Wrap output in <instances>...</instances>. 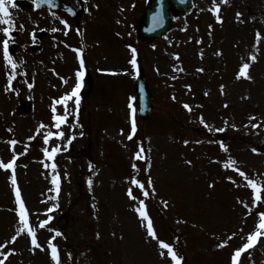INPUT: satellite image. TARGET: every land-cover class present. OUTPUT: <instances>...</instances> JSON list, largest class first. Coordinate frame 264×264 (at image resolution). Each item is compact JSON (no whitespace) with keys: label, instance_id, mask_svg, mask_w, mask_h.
Segmentation results:
<instances>
[{"label":"rangeland","instance_id":"obj_1","mask_svg":"<svg viewBox=\"0 0 264 264\" xmlns=\"http://www.w3.org/2000/svg\"><path fill=\"white\" fill-rule=\"evenodd\" d=\"M61 1L77 10L75 20L60 15L82 34L72 36L77 46L67 44L85 47L93 88L88 96L80 88L78 112L73 98L67 123L56 128L52 106L79 82L73 49L57 34L26 74L0 71V163L14 160L13 169L0 167V253L14 249L5 264H55L50 239L60 264H173L160 241L184 264H232L264 212V192L253 203V190L235 171L264 183V0H216L220 20L214 0H194L189 12L174 14L169 34L152 42L137 33L146 0ZM60 19L53 18L56 31ZM244 63L248 76L238 78ZM140 68L155 99L146 121L133 100ZM55 106L63 115L64 105ZM48 132L64 135L45 142ZM54 147L60 151L47 156L44 149ZM17 188L40 247L20 220ZM141 200L147 218L137 211ZM149 219L156 238L147 232ZM263 250L264 235L240 260L263 264Z\"/></svg>","mask_w":264,"mask_h":264},{"label":"snow or ice","instance_id":"obj_2","mask_svg":"<svg viewBox=\"0 0 264 264\" xmlns=\"http://www.w3.org/2000/svg\"><path fill=\"white\" fill-rule=\"evenodd\" d=\"M226 2V0H225ZM32 3L39 8L41 3H48V4H52L53 0H32ZM9 5H11V7L15 8L16 7V3L15 0H0V23L5 24V25H10L11 27H4L2 29L3 33H5L6 37L5 39L2 40V46H3V54H4V58L7 60V62L11 65L12 69H15L17 67V65L13 62V57L12 55L9 54V43H10V39H11V31L12 28L15 26L14 22L10 19L11 17V12L9 10ZM219 3H216V0H214V9L213 11L217 13V20H220V16H219ZM54 14V13H53ZM242 14L241 13H237V17L239 18ZM154 21H158V18L156 16L153 17ZM63 23H67L66 21H64ZM53 31H56V29H52ZM257 35L259 36V33H257ZM131 52H132V59L130 61L131 65L136 67L137 66V60H136V49L134 47H131L129 45ZM77 52H80V49L76 50ZM251 59L254 61L257 59V57L255 55H253L251 57ZM250 67V65L248 63H244L242 65V67L240 68L239 72H238V78L239 76H248L247 70ZM84 61L83 58H81L80 60V70L77 71L76 76L79 78V82H77L75 84V86L72 88V90L68 93H66L63 97H61L60 99L55 100L53 106H52V112H53V119L55 121V127L56 128H60V126L62 124L67 123V117L71 114L69 109L67 108V103L68 101L72 100L73 98H75V108L78 112L79 110V106H80V88L82 87V80H83V76H84ZM202 71V69H201ZM251 78V77H248ZM11 79V77L9 78ZM29 87H31V85H29ZM56 104H62L64 105V112L63 115H58L56 114ZM185 107L187 108L188 105H185ZM250 119H255L254 117L250 118ZM41 127H43V125H41ZM253 128H257L259 127V125L253 124L252 125ZM136 131V124H135V120H133L132 122V133L134 134ZM219 131H223V129H220ZM53 135L56 136H63L64 133L63 132H48V134L44 137L45 142H47L49 140L50 137H52ZM82 135V133H81ZM34 138V137H32ZM30 138V139H32ZM129 139H131V136H129ZM70 142V141H69ZM17 142L15 140L11 141V144H16ZM187 143V142H186ZM223 147V145H221ZM253 152H256L257 149L253 148L252 149ZM60 151L59 148L54 147L52 148V150L49 152L47 148L44 149V152L47 156L49 157H54L56 155V153ZM143 149L141 148L140 152H142ZM140 152H137L136 155L138 158L143 159V157L141 156ZM232 164H235V161H232ZM226 167L228 165H225ZM0 167H2L3 169H13L14 168V160L13 161H9L7 163H0ZM52 167L55 168L56 165L55 163L52 164ZM135 167V166H134ZM235 171L242 177H244L245 180H247V185L253 190V203H259L262 201V195L261 193L264 192V183L258 182L256 179H252L249 178L240 168L236 167ZM229 179L231 180L232 178L229 177ZM12 183L13 185L16 184V178L15 175L13 174L11 177ZM53 184L57 185V191L59 190V178L58 177H54L53 178ZM149 183H151V180L149 179L148 181ZM132 183L138 185L139 187L143 188L144 185L141 184V182L139 180H133ZM89 184H91V180H89ZM145 196H147L149 193L148 191H144L143 193ZM129 196H132V191L131 189H129L128 192ZM16 198H17V203L19 204V214H20V220L21 222L24 224L25 227H28V214H27V210L25 208L24 202L21 200L20 198V192L19 189H16ZM48 211L50 212L51 209H48ZM137 211L139 212L140 216L143 218H147V212L145 211V207H144V201L141 200L140 201V207L137 209ZM250 214V213H249ZM259 216V222L258 225L255 229V231L249 233L247 235L246 238V242L243 243V245L239 248H237L231 257V261L232 264H238V262L240 261V257L242 255V253L246 252L248 249L252 248L255 246V244L258 242V239L264 235V212H259L258 213ZM48 221L45 220L43 222H41L39 224V227H45L47 225ZM24 232V228L22 227L17 233L16 235H13L11 237V240L6 242V243H14L17 239V237ZM28 232L31 235V243L33 245H35L36 247H40V245L37 242V237H36V233L35 230L32 229L31 227H28ZM147 232L149 234V236L156 238V232L153 229V225L151 220L149 219L147 222ZM57 235H60L59 232H57ZM233 235H235V233H233ZM50 248H51V259L55 262V264H60V258H59V251L57 246L52 243V240L50 239L48 241ZM160 246L163 249L167 250V255L171 257V260L173 262V264H181L182 261V257H180L176 251L173 249V246L169 243H165L163 241H160ZM228 241L225 240L224 242H222L220 245H218V247H224L225 245H227ZM6 244H0V248H5ZM33 251H35V248H33ZM11 252H14V249L10 250V251H6V252H2L0 253V256L3 257V259H0V264H5V261L8 259L9 255L11 254ZM161 255H163V253H161Z\"/></svg>","mask_w":264,"mask_h":264},{"label":"water","instance_id":"obj_3","mask_svg":"<svg viewBox=\"0 0 264 264\" xmlns=\"http://www.w3.org/2000/svg\"><path fill=\"white\" fill-rule=\"evenodd\" d=\"M177 5L180 10H187L190 7L191 0H153L148 6L145 15V20L140 25V31L145 38L152 39L160 35L166 34L170 29V18L168 16V9L171 5ZM156 16L158 21H154ZM136 99L139 102V113L143 119H147L154 105L153 97L150 94L148 83L142 73L137 78L136 84ZM91 90V79L87 78L84 95L89 94Z\"/></svg>","mask_w":264,"mask_h":264},{"label":"flooded vegetation","instance_id":"obj_4","mask_svg":"<svg viewBox=\"0 0 264 264\" xmlns=\"http://www.w3.org/2000/svg\"><path fill=\"white\" fill-rule=\"evenodd\" d=\"M11 7V5H9ZM21 11V14H16V18H12V21L14 22L13 32L10 33L12 40L9 43V49L14 53L12 54L13 60H16L15 53L18 54L20 58H25V63H27V60L30 58L28 55L29 52H32L31 49V43L30 42V35L28 34L27 30L30 28V25L28 24L29 19L31 16L34 15L33 11V5L27 6L26 8H23ZM4 27H7V25L0 23V30ZM11 27V26H10ZM34 30H30L31 38L32 33ZM0 60L1 55L3 54V46H2V40L7 38L5 34H2L0 31ZM51 36L49 35V31L44 32L43 40H49Z\"/></svg>","mask_w":264,"mask_h":264},{"label":"bare ground","instance_id":"obj_5","mask_svg":"<svg viewBox=\"0 0 264 264\" xmlns=\"http://www.w3.org/2000/svg\"><path fill=\"white\" fill-rule=\"evenodd\" d=\"M84 91V90H83Z\"/></svg>","mask_w":264,"mask_h":264}]
</instances>
